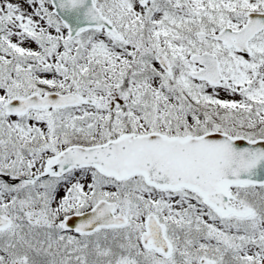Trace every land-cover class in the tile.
<instances>
[{
    "label": "snow or ice",
    "instance_id": "6c2138e0",
    "mask_svg": "<svg viewBox=\"0 0 264 264\" xmlns=\"http://www.w3.org/2000/svg\"><path fill=\"white\" fill-rule=\"evenodd\" d=\"M0 264H264V0H0Z\"/></svg>",
    "mask_w": 264,
    "mask_h": 264
}]
</instances>
